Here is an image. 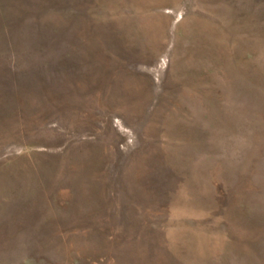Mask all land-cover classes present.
<instances>
[{"label":"rangeland","instance_id":"rangeland-1","mask_svg":"<svg viewBox=\"0 0 264 264\" xmlns=\"http://www.w3.org/2000/svg\"><path fill=\"white\" fill-rule=\"evenodd\" d=\"M0 264H264V0H0Z\"/></svg>","mask_w":264,"mask_h":264},{"label":"bare ground","instance_id":"bare-ground-1","mask_svg":"<svg viewBox=\"0 0 264 264\" xmlns=\"http://www.w3.org/2000/svg\"><path fill=\"white\" fill-rule=\"evenodd\" d=\"M139 166V165H138ZM141 166V165H140ZM137 169V168H136ZM81 176V175H80ZM133 176V175H132ZM138 177V176H137ZM132 180V179H131ZM131 184V183H130ZM133 186V185H132ZM148 190V189H147ZM175 190V189H174ZM139 194V193H138ZM143 195V194H142ZM139 198V197H138ZM141 198V197H140ZM141 200V199H140ZM133 256V255H132ZM135 257V256H134Z\"/></svg>","mask_w":264,"mask_h":264}]
</instances>
